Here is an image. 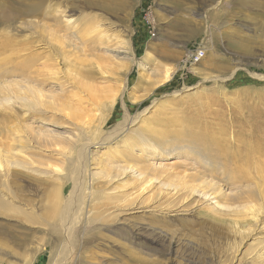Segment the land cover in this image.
Returning <instances> with one entry per match:
<instances>
[{
	"label": "rangeland",
	"instance_id": "374dc122",
	"mask_svg": "<svg viewBox=\"0 0 264 264\" xmlns=\"http://www.w3.org/2000/svg\"><path fill=\"white\" fill-rule=\"evenodd\" d=\"M7 13L20 16L0 38L18 57L0 64L19 69L0 75V114L26 119L0 132V165L18 162L0 171V264H264V0H0ZM207 184L217 199L199 195ZM216 204L260 216L240 237Z\"/></svg>",
	"mask_w": 264,
	"mask_h": 264
},
{
	"label": "bare ground",
	"instance_id": "6f19581e",
	"mask_svg": "<svg viewBox=\"0 0 264 264\" xmlns=\"http://www.w3.org/2000/svg\"><path fill=\"white\" fill-rule=\"evenodd\" d=\"M40 9H42V4L40 3L38 6H36L35 8H32V9H30V12H32V13H37ZM15 15H16V13H14ZM18 14V13H17ZM13 14H11V13H7V14H4L2 17H1V19H0V22L1 23H6L7 22V24L9 23H12V22H14L16 19H18V17L20 16H12ZM84 24H85V26H88V25H90V21H89V19H86V20H84V22H83ZM33 26V25H32ZM99 26V25H98ZM97 29H98V27H97ZM41 31V30H40ZM6 35V34H5ZM8 35H9V33H8ZM8 35H6L5 37H4V35H3V37H1L0 38V54H4V51H5V47H7V46H13V44L12 43H14V45H15V43L16 42H14L13 41V35H12V37L10 38V36H8ZM97 35H99L101 38H103V39H109V34L107 35V33H105V32H102L100 29L97 31ZM81 37H82V39L84 40V43H86V44H88L91 40L89 39V38H87L86 36H83V35H81ZM87 38V39H86ZM62 41V40H61ZM60 41V42H61ZM25 43H26V41H25ZM118 43V42H117ZM11 44V45H10ZM60 45V46H59ZM58 45V48H56L54 45V50H55V52L57 51V54L58 53H60V54H63L64 53V48L66 47V42L65 41H63L62 43H60ZM17 46V45H16ZM17 47H19V46H17ZM16 47L15 46H13V48L11 47V50H13L12 51V54L11 55H6V56H2V58H1V60L0 61H4L5 63L7 62V63H9V61H11L12 60V57H15V58H17L18 57V51H16V49H15ZM7 49V48H6ZM17 50H19V48L17 49ZM53 50V51H54ZM10 52V51H9ZM6 53V52H5ZM22 53V52H21ZM8 54H10V53H8ZM22 54H24V53H22ZM5 55V54H4ZM20 56V55H19ZM49 56V55H48ZM38 57V56H37ZM14 58V59H15ZM35 58V57H34ZM39 58V57H38ZM33 59V57H32V55L30 56H28V57H26L25 58V60H24V62L26 63V62H31L30 60H32ZM48 59V58H47ZM49 60H53L52 58H50ZM34 62V61H33ZM33 62H31V64L33 63ZM7 63H6V65H7ZM1 64H4V63H2L1 62ZM1 64H0V67H2L1 66ZM30 64V63H29ZM49 64V63H48ZM5 64H4V67L0 70V75H2V76H4V77H6V75H9V74H11V73H17V71L16 70H18V69H14L15 68V66H14V68H11V67H13V66H11L10 68H8L7 66H6ZM50 65V66H49ZM48 65V67H51V69H47L46 68V70H48V72H51V75H57V74H59V70H58V68H56V62H51V64H49ZM97 65V64H96ZM18 66H19V64H18ZM25 66V65H24ZM28 66V65H27ZM45 66V65H44ZM21 67V66H20ZM47 67V66H46ZM17 68V67H16ZM100 69V67H99V65H97V67H95V69H93L92 68V70H95V71H92L91 69H86V70H82V69H79L80 71L82 70V72H83V74L86 76V77H93L95 74H96V71H97V69ZM35 69V68H34ZM117 69V67L116 66H114L111 70L113 71V73H114V70H116ZM36 70V69H35ZM45 70V71H46ZM23 69H22V73H23ZM38 71V70H37ZM21 72V71H20ZM40 72V71H39ZM103 72V71H102ZM43 73V72H42ZM171 73H172V71H171V69H166V71H165V76L163 77L164 78V80L166 81H168V79L170 78V75H171ZM29 74V73H28ZM48 74H50V73H48ZM24 75V74H23ZM33 75V74H32ZM41 75V74H40ZM1 76V77H2ZM38 77H39V75H37ZM43 76V75H42ZM52 77V76H51ZM57 77V76H56ZM3 78V77H2ZM40 78H42V77H39V79L34 75V76H31V75H29L28 77H25V79H26V81H28L27 83H34L33 85H29V84H27V85H29L28 87H29V91L30 92H32V94H34V95H32V96H38V97H42L43 96V98H46L47 99V96L45 95L44 96V92H42L43 90H41V89H38V87H40V86H36L37 84L38 85H40L41 84V88H43V85L44 84H47L48 85V83H44V81H40V80H42V79H40ZM44 79V78H43ZM45 79H47V78H45ZM48 79H50V78H48ZM23 82V81H22ZM46 82V81H45ZM48 82V81H47ZM14 83V82H13ZM12 83V84H13ZM11 84V83H10ZM14 86L16 85V87L17 86H20V84L18 83V82H16L15 81V83L13 84ZM27 85H25V86H27ZM154 85V84H153ZM1 86H3V85H1ZM5 86H7V85H5ZM9 86V85H8ZM27 87V88H28ZM24 88V87H23ZM45 88V87H44ZM9 89V88H8ZM14 89V88H13ZM16 89V88H15ZM25 89V88H24ZM5 90H6V88H5ZM7 91V90H6ZM10 92V91H9ZM14 92V91H13ZM65 93V92H64ZM8 95H9V93H7ZM12 95V94H11ZM14 95L15 94H13V96L12 97H14ZM23 95V94H22ZM23 96H25V95H23ZM50 96V95H49ZM48 96V98H50ZM52 97H53V95H51ZM61 96H62V94H61ZM17 97V96H16ZM20 97V96H19ZM32 98V97H31ZM64 98H65V96H64ZM6 99V98H5ZM8 99V98H7ZM9 100H10V98H9ZM20 100H22V99H20ZM41 100V99H40ZM45 100V99H44ZM11 101V100H10ZM36 101H37V99H36ZM35 101V102H36ZM46 101V100H45ZM14 102V101H13ZM34 102V103H35ZM50 103H52V102H50ZM37 104V103H36ZM53 104V103H52ZM41 105H43V104H41ZM41 105L39 106V107H41ZM61 105V104H60ZM44 106H45V104H44ZM12 107V106H11ZM51 107H53V106H51ZM55 107V106H54ZM34 108V107H33ZM48 108V107H47ZM60 108L61 107H59V109H56L57 111L59 110L60 111ZM27 109H29V108H27ZM45 109H46V107H45ZM49 109V108H48ZM51 109V108H50ZM52 109H54V108H52ZM40 110V109H39ZM55 110V111H56ZM1 111V110H0ZM15 110H10V111H8L7 113L8 114H0V124H1V122L3 123L4 121H8L9 120V118L10 117H13V118H15L16 120V123L15 124H13L12 126H10L8 129L9 130H5L4 129V127L2 126V127H0V132H5L6 134L8 133V134H10V133H18V132H20V131H22L23 130V128L21 127L20 128V126H22V124H19L20 123V121L21 120H23V119H26L25 118V114H22L21 115V117L16 113V112H14ZM29 111V110H28ZM35 111V112H34ZM33 111V113L31 114L32 115V117L34 118V119H37V117L42 113H39L40 111H36V110H34ZM6 112V111H5ZM43 116V115H42ZM40 117V116H39ZM12 118V119H13ZM134 121V119H131V118H126V120H125V125H127V126H129V124H131L132 122ZM26 129V128H25ZM117 129H119V128H117ZM123 129V128H122ZM121 129V130H122ZM32 132V131H31ZM113 133H115V132H113ZM5 134V135H6ZM7 134V135H8ZM25 134V133H24ZM40 134V133H39ZM4 135V134H3ZM19 135V134H18ZM17 135V136H18ZM27 135V134H26ZM111 135V134H110ZM112 135H114V134H112ZM31 137V136H30ZM9 138H10V136H9ZM19 138V137H18ZM20 138H21V136H20ZM19 138V139H20ZM7 139V138H6ZM11 139V138H10ZM5 140V139H4ZM21 140V139H20ZM9 141H11V140H9ZM1 142H3L2 140H1ZM20 143L22 142V140L21 141H19ZM8 143V142H7ZM11 143V142H10ZM19 143V144H20ZM219 143H225L226 144V142L225 141H220ZM14 144V143H13ZM16 144V143H15ZM22 145H23V143H22ZM7 146H9L8 144L6 145V147ZM12 146V145H11ZM23 147V146H22ZM4 148H5V146H4ZM3 148V149H4ZM14 149V148H13ZM18 149H19V147H18ZM34 149V148H33ZM1 150V149H0ZM62 150H64V149H62ZM5 151V150H4ZM9 151V150H8ZM12 152V151H11ZM10 152V153H11ZM1 153H3V152H1ZM20 152H16V154H19ZM3 155H5V154H3ZM6 155H9V153L8 154H6ZM11 158H10V160H9V156H8V161L10 162L9 163V165L8 166H6L5 168H4V166L3 165H0V171H3V170H5V169H9V166H13L14 164H18V162L15 160V159H13L12 157H13V154L11 153ZM4 157H6V156H4ZM1 158H3V156H1ZM11 159L13 160V161H11ZM5 160V159H4ZM1 161V160H0ZM15 161V162H14ZM19 161V160H18ZM215 161V160H214ZM6 163V162H5ZM201 163V162H200ZM6 164H8V163H6ZM205 164V163H204ZM207 164V163H206ZM208 164H210V163H208ZM217 164V163H216ZM210 166V165H209ZM214 166V165H213ZM204 167V166H203ZM205 167H206V165H205ZM148 168V167H147ZM208 168V167H207ZM244 169V168H243ZM146 170V169H145ZM247 171V170H246ZM4 172V171H3ZM6 172V171H5ZM8 172V171H7ZM147 172V171H146ZM245 172V171H244ZM243 172V173H244ZM249 172V171H248ZM144 173V172H143ZM159 173V172H158ZM4 174H6V173H4ZM0 175H1V173H0ZM187 175V174H186ZM243 175V174H242ZM245 175H249V173H245ZM185 176V175H184ZM190 176L192 177V178H194L195 180H196V178L198 179L199 177H202L203 176V174H202V176L200 175V174H198V173H195V174H190ZM4 177V176H3ZM247 177V176H246ZM1 176H0V185H2V187H4V188H6V189H9L10 190V185H9V183H8V181L7 180H1ZM240 178V177H239ZM248 178V177H247ZM247 178H244V179H246L247 180ZM6 179H8L7 177H6ZM143 179H146V178H144L143 177ZM255 179V178H254ZM147 180V179H146ZM152 181H153V179H152ZM192 181V180H191ZM255 181H257V180H255ZM140 182H142V181H140ZM195 182V181H194ZM200 182V181H199ZM145 183V182H144ZM143 183V184H144ZM204 183V182H203ZM140 184V183H139ZM142 184V185H143ZM191 184V183H190ZM196 184H198V183H196ZM195 184V185H196ZM192 186V185H191ZM254 186L256 187V191H252L251 192V194L249 195V197H251L252 199L253 198H255L256 200H258V199H261L262 197H263V192H262V190H260L259 189V182H254ZM198 188H200V186L198 187ZM213 188V189H212ZM188 189V188H187ZM216 189V187H214V186H211V185H208L207 184V190H202V187H201V189H200V196L202 197V199L203 200H211V199H214V197L216 196V195H218V193L216 192L217 190H215ZM8 190V191H9ZM190 190V189H189ZM197 190V189H196ZM199 190V189H198ZM212 190V191H211ZM215 190V191H214ZM199 192V191H198ZM215 192L217 193L216 195H215ZM242 192H244V191H242L241 190V192L240 193H242ZM250 192V191H249ZM252 193H253V195H252ZM158 194V193H157ZM243 194V193H242ZM246 194H249V193H246ZM220 196H222V195H220ZM225 196H227V195H225ZM229 196V195H228ZM231 196V195H230ZM235 196H237V199H239V198H241L242 196H241V194H240V196L238 197V194H236V195H232L231 197H232V200H234L233 198ZM254 196V197H253ZM2 197V196H1ZM217 197V196H216ZM215 197V198H216ZM218 197H219V195H218ZM226 198H228V197H226ZM236 198V197H235ZM217 199V198H216ZM220 199V198H219ZM230 199V198H229ZM263 199V198H262ZM5 199L2 197L1 198V200H0V206H5L4 205V203H5V201H4ZM215 200V199H214ZM236 200V199H235ZM242 200V199H241ZM240 200V201H241ZM249 201H251L252 202V200H250V199H248ZM254 200V199H253ZM212 201V200H211ZM239 201V202H240ZM248 201V202H249ZM255 201V200H254ZM217 202H218V200H217ZM242 202V201H241ZM250 202V203H251ZM197 203V202H196ZM211 203V202H210ZM212 203H214V202H212ZM247 205V204H246ZM248 205H251V204H248ZM259 205V204H258ZM258 205H251L252 206V208H250V207H246V206H244L243 207V205H242V207H234V208H232V209H228V207H226V206H223V205H220V204H216V205H213V207H210L209 208V212H212L214 215H215V217L216 216H218L219 218L220 217H230L231 218V225H229V224H227V226L229 225V226H231L232 228H231V230H229L230 232H232V233H234V234H237L238 236H242V235H244L245 233H244V227L243 226H247L248 224H247V222H246V219L249 217L248 215H251V219L252 220H254V221H256L257 220V218H258V215L260 214V209H261V207L260 206H258ZM190 206V205H189ZM229 206V205H228ZM231 206V205H230ZM2 207V208H3ZM169 208V207H168ZM263 208V207H262ZM19 212V211H18ZM205 214H206V216H207V213L205 212ZM260 216V215H259ZM29 217V216H28ZM210 217V216H209ZM214 216L213 217H211L210 219H211V222L212 221H214V223H216V227L217 226H219V224H220V220H218V218L216 219ZM216 220H215V219ZM209 219V220H210ZM216 221V222H215ZM223 222V225L225 224L226 225V223H227V221H226V223H225V220L224 221H222ZM221 222V223H222ZM221 225V224H220ZM222 226V225H221ZM213 227V226H212ZM243 227V228H242ZM233 234V235H234ZM236 235V236H237ZM205 236V235H204ZM235 236V235H234ZM244 237V236H243ZM176 241V240H175ZM238 242H240V241H238ZM237 242V243H238ZM238 246H240V245H238ZM233 246H231L230 248H232ZM228 248V247H227ZM229 248V249H230ZM237 248V247H236ZM208 250V249H207ZM231 250V249H230ZM237 250V249H236ZM233 251H234V248H233ZM233 253V252H232Z\"/></svg>",
	"mask_w": 264,
	"mask_h": 264
},
{
	"label": "built area",
	"instance_id": "2783aa9c",
	"mask_svg": "<svg viewBox=\"0 0 264 264\" xmlns=\"http://www.w3.org/2000/svg\"><path fill=\"white\" fill-rule=\"evenodd\" d=\"M200 52H204V50L201 49V50H198V51H196L195 53H193V54L189 57L188 61H189L190 63H196L197 54L200 53Z\"/></svg>",
	"mask_w": 264,
	"mask_h": 264
}]
</instances>
